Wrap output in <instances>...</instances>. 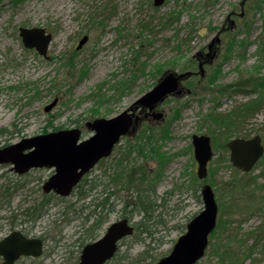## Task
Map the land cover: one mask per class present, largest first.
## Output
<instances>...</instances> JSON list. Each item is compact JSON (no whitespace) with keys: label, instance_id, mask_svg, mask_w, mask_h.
<instances>
[{"label":"rangeland","instance_id":"1","mask_svg":"<svg viewBox=\"0 0 264 264\" xmlns=\"http://www.w3.org/2000/svg\"><path fill=\"white\" fill-rule=\"evenodd\" d=\"M21 27L44 28L52 35L47 57L25 48ZM263 27L264 0H166L157 8L153 0H0V149L76 125L83 129L81 138L88 139L93 133L84 127L87 122L108 120L129 109L164 72L195 74L182 82V95L158 106L161 120L144 121L136 134L122 137L87 181L65 202L54 199L38 223L30 220L20 226V220H27L11 219L16 210H40L41 187L51 172L46 168L21 177L14 173V181L23 184L15 191L11 165H0V187L6 184L15 192L9 203H0V239L12 230L27 229L32 237L46 240L35 264H76L73 254L78 257L83 245L126 218L135 234L119 242L107 264H157L204 209L200 189L208 184L225 228L210 236L197 264H218L215 248L222 247L225 237L232 241L230 250L239 254L235 264H264V155L244 174L229 162L225 147L237 137L263 135L264 110L234 133L208 120L254 98L235 84L240 77L264 74V54L258 51ZM84 36L88 40L77 50ZM216 38L210 52L214 56L199 64L198 54L205 57ZM233 41L237 45H231ZM194 134L209 136L212 144L214 156L205 180L197 175ZM244 175L248 184L238 198L230 192V181ZM94 183L98 191H112L116 197L112 212L98 211L84 223L80 206L73 204L80 191ZM145 189L153 211L148 228L143 227L148 231H141L137 225L144 222L145 213L134 208ZM18 264L34 263L29 259Z\"/></svg>","mask_w":264,"mask_h":264},{"label":"water","instance_id":"2","mask_svg":"<svg viewBox=\"0 0 264 264\" xmlns=\"http://www.w3.org/2000/svg\"><path fill=\"white\" fill-rule=\"evenodd\" d=\"M165 0H153V6H163ZM22 44L27 49H34L38 54L47 57V50L51 44L52 35L44 28H19ZM88 37L80 40L77 50L87 42ZM216 38L208 45L210 52ZM213 55V54H212ZM212 57V56H211ZM185 74L177 75L170 72L160 78L159 83L148 93H145L129 108L139 106L150 112L157 105L171 96H180L183 90L179 81ZM189 93V91H188ZM57 100L46 106L50 111ZM129 111V110H128ZM123 111L110 119L97 118L86 123L93 135L88 140H82L79 128L58 130L23 138L22 141L0 149V165L10 164L11 171L23 175L35 168H53L54 174L47 179L42 189L44 193L55 192L57 195L68 196L72 188L79 183V179L91 170L99 160L110 156L113 146L120 141L136 124L139 117L133 120V113ZM154 119L162 118L161 113H153ZM194 158L198 178L207 177L208 162L213 158L210 137L196 135L192 137ZM226 148L230 152L229 162L238 171L249 174L264 154V146L260 136L248 139L234 138L227 142ZM200 195L204 209L193 217L186 226V232L178 237L168 256L162 257L157 264H196L205 256L210 234L216 229L218 206L210 185H202ZM133 227L127 219L113 222L99 239L86 245L81 252L77 264H104L111 260L118 249V242L124 237L133 235ZM42 240L27 238L20 231H13L0 241V257L2 264H14L21 256L39 258L42 254Z\"/></svg>","mask_w":264,"mask_h":264},{"label":"trees","instance_id":"3","mask_svg":"<svg viewBox=\"0 0 264 264\" xmlns=\"http://www.w3.org/2000/svg\"><path fill=\"white\" fill-rule=\"evenodd\" d=\"M12 2L16 3L17 2H21L22 0H11ZM225 29V28H223ZM260 41H259V49L258 51L261 54H264V27L262 29V35H260ZM237 45V42L233 41V43L231 45ZM241 45V43H238ZM240 47H243V45H241ZM161 68H159V73ZM247 77H243V78H239L238 83H236L235 85L236 88H238V90H245L243 91L244 93H248L250 95H253L254 98L249 100L248 102H246L243 105H239L236 106V108H234L230 113H227L226 115H215V117L211 118L208 117V120L212 121L213 124H217L219 127H223V128H228L231 129L232 133H234L236 131L237 128H239L244 122H247V120H249L250 118L254 117L256 114H258V112L260 110H264V74L261 75L260 73H255L252 75H246ZM136 78V77H133ZM212 80V79H211ZM212 82V81H211ZM212 84V83H211ZM230 88V87H229ZM227 87V89H229ZM233 129V130H232ZM261 138L264 139V132L263 135H260ZM227 142V141H226ZM224 147V145H223ZM12 173V172H11ZM14 174V173H13ZM24 176V175H23ZM18 176L14 174V176L11 175V180L14 181V178H17ZM19 177H21L19 175ZM246 175L239 177L238 180H236L235 182L230 181V183L232 184V186H230V192L231 194L236 195L238 198H240L241 194H243L246 190V186L248 183H246V179H245ZM3 178V177H2ZM4 178L7 179V176L4 175ZM17 183V185L14 187L13 190H17L18 188H21L23 186V184L14 181ZM230 184V185H231ZM93 185H91L92 187ZM11 186H7L6 184H4V186L0 187V203H9L10 199L12 198V196H14L15 192H11L10 190ZM148 190L145 189L142 191V193L137 197V204L135 205V210H137L139 213H145V220L144 222H142L141 224L139 223L137 226L139 228H141L142 230H147L146 228L143 229L144 226H146L148 228V223L151 222V212L153 211L152 208V202L151 200L148 198V194L146 193ZM6 196V197H5ZM43 202H41L43 205L40 208L39 211H32V206H30L29 208H27V210L24 208L22 210H20L19 212L16 210V216H13L12 219L11 217L9 219H11L12 221H16V219H25V220H31L33 222H36L39 218L44 217L46 214H48L49 209L51 208V204L53 203V200H60V202H65V199L62 197H56L53 194H45L43 195ZM88 196H90L88 194V192H83L80 191L79 197L77 198V200L75 202H77L76 204H73V206L78 205V202L80 199L85 200L88 198ZM116 195H114V192H110V191H106V190H102L100 195H96V197L93 199L94 203V207L96 209H98V211L104 210L105 207L107 206L108 211L112 212V200H115ZM239 201V200H238ZM81 209V208H80ZM79 209V213L81 214ZM64 213V214H63ZM62 214L64 216L67 215L66 212L62 211ZM143 225V226H140ZM223 220L222 217L218 218V222H217V226L215 230V232H218L220 230H222L223 228ZM148 231V230H147ZM223 231V230H222ZM215 232H213V235L215 234ZM212 236V235H211ZM61 237V236H60ZM59 237V239H60ZM58 239V240H59ZM54 240V239H53ZM59 242V241H57ZM231 240L228 237L223 238V245H222V249L221 248H215L216 249V255L217 260H218V264H225L226 262H229V264H235L239 261L238 255L236 252L231 251L230 248L228 247L229 244H231ZM222 251L221 253L219 251ZM73 252V250L70 251V253ZM74 260L77 262L78 257L74 256V254L72 255ZM108 263V262H107ZM106 263V264H107ZM75 264V262L73 263Z\"/></svg>","mask_w":264,"mask_h":264},{"label":"flooded vegetation","instance_id":"4","mask_svg":"<svg viewBox=\"0 0 264 264\" xmlns=\"http://www.w3.org/2000/svg\"><path fill=\"white\" fill-rule=\"evenodd\" d=\"M244 1V0H243ZM245 2H242V5L244 4ZM226 23V22H225ZM231 25H232V23H231ZM213 49V48H212ZM213 55L212 56H214V53H212ZM203 55L204 54H198V57H200V58H202L201 59V62H200V59L198 60L199 61V64H202V63H204V62H206L208 59L207 58H209V56L207 55V54H205V57H203ZM206 58V59H205ZM211 59V58H210ZM210 59H209V61H210ZM199 68H200V65H199ZM190 75L192 76L191 78H190ZM190 75H188L187 77H183L182 79H181V82H180V85H181V83L182 82H184L185 81V79L186 80H189L188 78H190V80L195 76V74L193 75V73L192 74H190ZM158 108V107H157ZM157 108H154L153 110H151V112L148 110V109H146V108H142V107H140V108H137L138 110H136L135 111V115L133 116V120H132V122H134V117L136 118L137 116L139 117V120H138V122L136 123V124H132V127H131V129L129 130V132L126 134V135H124V137L125 136H128V137H130V136H132V134H136L137 133V131H138V129H139V127H140V125H141V123H144V121H149V122H152V121H157V120H161V119H154L153 118V116H152V114L154 113V112H156V109ZM86 125V124H85ZM85 127V126H84ZM74 128H79L80 130H81V134L83 135V129L82 128H80V127H77V125L74 127ZM120 142V141H119ZM115 146V145H114ZM113 146V147H114ZM115 148V147H114ZM114 148H113V150H114ZM113 150H112V152H113ZM111 152V153H112ZM106 159V158H105ZM102 160H104V159H102ZM102 160H100V161H102ZM99 161V162H100ZM99 162L97 163V164H99ZM96 164V165H97ZM95 165V166H96ZM94 166V167H95ZM93 167V168H94ZM47 168V167H46ZM46 168H35V169H32L31 171H34L35 172V170H44V169H46ZM93 168H91V170H89V172L88 173H86V174H84L80 179H79V183L77 184V185H75L73 188H72V190L70 191V194L66 197V198H69V196L70 195H72V194H74L75 193V190L80 186H82V184H84L87 180H86V177L89 175V173L93 170ZM50 172H51V174L48 176V177H46V179H44V181H43V184L44 183H46V181H47V179L50 177V176H52L53 174H54V169H52V168H47ZM30 172V171H29ZM43 186V185H42ZM85 191H87L88 192V194L90 195V196H88V198L87 199H85V200H87V201H85V200H82V199H80L82 202H78V207L80 206V212H81V214L79 213V209H78V215L80 216V215H84V220H83V222L84 223H88L89 221H90V219H91V217H95V215H96V212H98V209H96L95 207H94V205H93V203H94V201H93V199L96 197V195H100L101 194V192L100 191H98L97 190V186H96V184L94 183V186H90V189H88V190H85ZM41 193H43V195H45V193L43 192V189H42V187H41ZM49 193H51V192H49ZM53 193V195H55L56 197H58V196H60V195H57L55 192H52ZM82 193H83V191H82ZM66 198H64V199H66ZM79 200V201H80ZM108 206V205H107ZM107 206L105 207V211H108V208H107ZM92 207V209L90 210V208ZM73 208H75V206H73ZM97 210V211H96ZM109 212V211H108ZM39 219H41V218H39ZM38 219V220H39ZM94 219V218H93ZM38 220L36 221L37 223H38ZM20 226H27V225H29V223H30V220L28 219L27 221H22V220H20ZM36 222H33L34 224L36 223ZM91 222H92V220H91ZM28 228H30V227H28ZM18 230H20L21 231V233L23 234V236H25V237H29V238H37V239H41L42 240V246H43V253H42V255L44 254V252H45V247H46V240H45V238L42 236V235H39L38 237H32L28 232H27V229H18ZM13 231V230H12ZM101 237V236H100ZM100 237H97V238H94V239H92V241L93 240H95V239H98V238H100ZM3 239V238H2ZM1 240V239H0ZM92 241H90V242H92ZM90 242H88V243H90ZM88 243H86L85 245H83L82 246V248H81V250L79 251V256H78V259H77V262H78V260L80 259V257H81V251H82V249L88 244ZM41 255V256H42ZM41 256L39 257V258H34V257H24V256H21L20 257V259L17 261V262H15L14 264H18V262H20V261H22V260H31L34 264L37 262V261H39V259L41 258ZM0 261H1V263L0 264H2L3 262H4V260L2 259V257H0ZM77 262H76V264H77Z\"/></svg>","mask_w":264,"mask_h":264},{"label":"bare ground","instance_id":"5","mask_svg":"<svg viewBox=\"0 0 264 264\" xmlns=\"http://www.w3.org/2000/svg\"><path fill=\"white\" fill-rule=\"evenodd\" d=\"M82 252V251H81Z\"/></svg>","mask_w":264,"mask_h":264}]
</instances>
